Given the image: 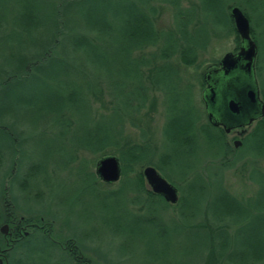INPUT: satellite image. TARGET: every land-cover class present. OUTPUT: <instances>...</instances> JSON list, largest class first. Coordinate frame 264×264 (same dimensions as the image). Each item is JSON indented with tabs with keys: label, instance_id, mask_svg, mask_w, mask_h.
Returning a JSON list of instances; mask_svg holds the SVG:
<instances>
[{
	"label": "rangeland",
	"instance_id": "rangeland-1",
	"mask_svg": "<svg viewBox=\"0 0 264 264\" xmlns=\"http://www.w3.org/2000/svg\"><path fill=\"white\" fill-rule=\"evenodd\" d=\"M137 1L35 0L34 2V0H0V20L3 18L8 23L14 20L16 24H20L26 11H31L34 19H45L44 24H46L45 14L51 16L53 11L57 15L56 9L49 8L51 5V8L62 6L61 11L58 12L65 16L69 26L72 23L82 24L81 17L88 25L92 23V13L100 14L105 9L110 13L121 11L117 27L122 30L124 29L122 27L123 20L138 12L130 9L129 3L134 2L135 4ZM35 3L40 6L37 13L30 8L31 5L33 8ZM125 8L128 11H125ZM192 12L196 13L200 20V27L204 28L205 15L207 14H204V11ZM246 12L253 18L248 24L256 33L257 54L254 61V78L259 99L264 103V11H255L254 15L250 11ZM217 13L220 14L222 11H210L208 14ZM193 19L195 20V17ZM159 20V25L166 27L173 25L170 11H162ZM206 26L210 27L207 23ZM0 37V79H2L7 75L20 74L23 63L33 61L34 57L39 55L40 47L34 46L42 43L43 33L34 31L31 38H26L24 33L9 26L5 30L0 27ZM238 41L239 38L235 42L234 35H226L221 32L210 44L203 59L218 61L225 53H235L238 49ZM119 42L126 44L114 36L111 40L101 39V41H97V44L99 47L110 45L111 51L107 49L101 58L114 63L115 73L116 71L124 73L127 71V67H117V63L122 60L115 57L117 53L115 48L119 47ZM17 46L20 47L17 49ZM62 46L71 49V44L68 41H64ZM76 56L75 65L87 62L85 66L82 64L84 68L79 67L85 75L84 81H88L91 86L97 82L110 83L109 79L113 82L116 81L115 75L111 78L103 77L95 72L88 65V63L90 64L89 59L83 57L82 54L79 53ZM39 63L40 71L38 72L43 71L41 74L31 73L30 76L17 81L12 80L5 86L4 90L8 89L9 94L16 97L19 102L17 118L13 122L10 119V122L7 116L0 112V149L7 145L17 151L10 163L13 170L10 172L12 178L9 181L11 193L8 194L13 199L20 219L28 216L38 222L37 227L40 226L36 233L37 238L32 240L37 249H33V255L36 254L37 257L45 259V256L52 253L50 260L63 257L64 261L71 262V264L74 263V258L69 257L66 250L74 254L78 251L81 260L84 258L83 255H86L91 264H246L234 258L231 253L241 251L247 244L254 245L255 240L258 243L261 236L264 235V156L255 158L259 171L252 174L253 180H255L253 184L248 179L249 169L245 164L252 160L250 157L243 156L229 166H220L219 153L212 151L211 148L206 149L201 141V143H197L199 148L193 151L196 160L193 157H190V160L187 159L193 165V169L184 171L188 174L186 180H192L191 184L183 185V183L177 182L178 178H171L178 187L182 186L184 189L182 194L186 200L183 201L179 209L174 210L175 207L169 204H166L168 207L164 208L161 204L153 203L158 204L153 205L145 201H140L137 207H134L128 203V194L125 190L117 189L111 193V190L117 188V182L101 187L95 186L94 183L86 185L82 183L84 179L89 182V174H93L94 168L91 166V156H81L73 150L77 139H82L84 132V126L76 119L73 121L77 129L75 130L73 127L66 131L62 137L61 128L42 127L43 123H40L38 127L41 128L32 131L25 122H20L22 116L28 119L35 115L40 117L31 111L36 107L30 106V100L44 103L45 100L53 96L54 92L60 93L59 90L54 89L55 85L50 81L51 77L45 73L52 65L58 63L46 60ZM199 71L200 69L194 70L193 67H189L184 70L183 75L189 79L186 80L192 83V98L195 108L203 115V120L199 122L202 124L206 122L200 100L204 83L201 74V86H199L197 81ZM59 80L82 86L81 76L75 77L72 74L70 77L59 78ZM100 87L103 90L104 106H110L108 103L113 102L114 99L109 97V91L104 85ZM133 88L129 86L126 88L128 95ZM118 90L120 87L116 86L115 92L117 93ZM183 90L181 89V91ZM154 96L156 106L148 123V133L159 145L160 130L164 123V111L161 106V95L156 93ZM178 97L179 95L177 99ZM174 99L173 95H169V101H174ZM24 102L26 103L24 104ZM75 104L80 105L78 102ZM9 105L15 107L6 100V97L0 100V109L8 108ZM80 108L82 109V105ZM92 108L100 109L98 103H92ZM174 114L176 115V113ZM255 122L249 127L242 128V138H238L234 132L224 134V142L231 150L229 155L231 159L235 154L236 157H239L242 153L238 151L240 146L233 147L232 141H241L242 144L243 138L251 132ZM136 134V131L132 129L129 135L135 139ZM160 151L163 149L161 148ZM8 154L9 151L0 162V182L2 176L4 177L8 171L11 158ZM74 157H76V161H74ZM156 159L154 160L156 161ZM31 163L38 166L35 177H29L28 169ZM178 174V171H173L171 176ZM195 176H200L202 179ZM5 180H8V174ZM143 183L145 190L149 191L144 180ZM218 184L222 186L219 188ZM6 185L8 184L6 183ZM190 190L191 192H189ZM180 193L177 188V198L180 197ZM228 194L235 198L236 202L230 201L227 197ZM213 213L220 215V220L227 227L218 237L212 233L214 227L218 226ZM194 224L203 225V228H196L193 226ZM28 230L29 228H26L22 231L28 233ZM8 234L9 236L5 235L3 238L10 237V228ZM220 237L225 239L227 248L218 240ZM45 240L55 248L49 250L46 247L47 243H44ZM6 244L7 246L0 251L1 264H3L1 252L7 250L10 243L6 242ZM71 244L76 248V251L69 248ZM17 252L19 254L16 253L14 260L29 264L31 256L29 249H25L23 253ZM46 260L47 258L45 264H47Z\"/></svg>",
	"mask_w": 264,
	"mask_h": 264
},
{
	"label": "trees",
	"instance_id": "trees-1",
	"mask_svg": "<svg viewBox=\"0 0 264 264\" xmlns=\"http://www.w3.org/2000/svg\"><path fill=\"white\" fill-rule=\"evenodd\" d=\"M129 5H131L130 9L138 12L123 20L122 27L124 29L122 30L117 27L121 11L110 13L105 9L100 14L92 13V23L88 25L81 17L82 24L72 23L69 26L65 16L58 12L61 11L62 6L51 8V5L49 8L51 10L56 9L57 15L53 11L51 16L45 14L46 24H44L45 19H34L31 11H26L20 24H16L14 20L8 23L1 18L0 27L3 30L11 26L24 33L26 38H31L34 31L36 33L41 32L43 33V40L42 43L34 46L40 47L39 55L34 57L33 61L24 62L20 74L7 75L0 79V100L6 97V100L16 107L9 105L8 108H1L0 112L12 122L18 116L19 102L16 97L9 94L8 89L4 90L8 82L23 79L30 76L31 73L40 71L39 62L45 60L57 62L58 64L52 65L45 73L51 77L50 81L56 86L54 89L59 90L60 93L54 92L53 96L45 100L44 103L30 100V106L36 107L31 111L40 117L35 115L28 119L22 116L20 122H25L32 131L41 128L38 127L40 123H43L42 127L61 128L62 137L66 131L73 127V129H77L74 125L76 119L78 123L84 126V132L82 139H77L74 152L81 156H91L93 168L99 159L114 156L119 163L120 178L117 181V188L111 190V193L117 189L125 190L130 205L137 207L140 201H145L150 204H161L164 208L168 207L160 196L144 188L141 171L144 167L151 166L176 191L177 188L180 190V197H178L176 204L172 205L175 207L174 210L179 209L183 201L186 200L182 194L184 189L182 186L178 187L171 178H178L177 182L183 183V185L191 184L192 180H186L188 174L184 171L193 169V165L187 159L193 157L196 160L193 151L199 148L197 143H201V141L206 149L211 148L212 151L219 153L220 166H229L243 156L250 157L252 160L245 164L249 169L248 179L254 184L255 180H253L252 174L259 171V167H256L255 158L264 156V117L257 119L251 132L243 138L238 149L242 152L241 155L236 157L235 154L231 159L229 156L231 150L224 142V132L219 128L212 127L208 121L199 124L203 120V115L194 106L192 83L183 74L184 70L189 67H193L194 70L200 69L197 81L201 86V74L217 64L216 60L207 61L203 59L210 44L221 32L226 35H234L235 42L238 38L229 16V9L237 7L250 22L253 18L246 11H250L253 15L255 11H264V0H138L135 4L130 2ZM30 8L37 13L40 6L35 3L33 8L32 5ZM127 8L125 11H128ZM162 11L171 12L173 22L171 27L159 25V16ZM192 11H204L203 13L207 14L205 15L204 28L200 27V20ZM210 11H222V13L208 14ZM207 20L209 21L207 22ZM206 23L210 27H207ZM113 36L119 41L126 42V44L119 42V47L115 48L117 52L115 57L122 60L117 63V67H127V71L124 73L118 71L115 73L113 70L114 63L101 58L107 49L111 51V47L110 45L99 47L97 41H101V39L111 40ZM249 36L256 46V33L250 24ZM64 41L71 44L70 50L62 46ZM19 47L17 46V49ZM79 53L89 59L90 64L88 63V65L95 72L103 77L111 78L115 75L116 81L113 82L109 79L110 83L97 82L92 86L88 81H84L85 75L81 68H84L83 65L85 66L87 62H83V65L79 63L78 66L74 62ZM205 63L207 64L203 67ZM42 72L38 73L41 74ZM72 74L75 77L81 76V87L59 80V78L70 77ZM101 85L108 89L109 97L114 99L113 102L108 103L110 106H104ZM116 86L120 87L117 93L115 92ZM128 86L134 87L129 92L130 95L126 92ZM181 89L184 90L181 91ZM156 93L161 95V106L164 111V123L160 130L159 145L148 133V123L156 106L154 96ZM169 95L175 97L174 101L168 100ZM77 102L82 105V109L80 105L75 104ZM92 103H98L100 109L92 108ZM40 120L41 122H39ZM132 129L137 133L135 139L129 135ZM161 148L163 151H160ZM7 151H9L8 156L11 158L8 171L5 175L3 174L4 177L2 176L0 182V225L7 224L11 235L5 238L0 235V251L7 246L6 242L10 243L7 250L1 252L3 264H24L20 260H14V257L16 253L19 254L17 251L23 253L25 249H29V255H31L29 264H45L46 258L47 264H71V262L64 261L63 257L50 260L52 253L45 256V259L37 257L36 254L33 255V249H37L32 240L37 238L36 233L40 226L37 227L38 222L28 216L20 219L13 199L8 194L11 193L9 181L12 178L10 172L13 170L10 163L17 151L12 146L10 148L7 145L3 146L0 149V162L4 156H7ZM245 152L247 154H244ZM155 158H157L156 161ZM74 161H76V157H74ZM37 169L38 166L31 163L28 169L29 177H35ZM42 169L44 170V168ZM173 171H178L179 174L171 176ZM7 174L8 180L6 181ZM195 177L202 179L200 176ZM82 183L84 185L94 183L95 186L100 187L108 186L98 180L94 171L93 174H89V182L84 179ZM220 186L222 185L218 184L219 188ZM227 197L230 201L236 202V199L229 194ZM212 215L216 217L218 226L211 230L218 237L227 227L220 220V215L216 213ZM193 226L203 228V225L194 224ZM26 228L29 230L24 235L22 230ZM218 240L227 248L224 238L220 237ZM44 243H47L46 247L49 250L55 248L49 245L50 243L46 240ZM72 246L73 244L68 247L76 251V248ZM243 249L231 254L246 264L252 262L264 264V235L261 236L258 243L255 240L254 245L247 244ZM66 252L70 255L69 257L74 258L73 264H91L86 255H83L84 258L81 260L78 251L75 254L67 250Z\"/></svg>",
	"mask_w": 264,
	"mask_h": 264
},
{
	"label": "water",
	"instance_id": "water-1",
	"mask_svg": "<svg viewBox=\"0 0 264 264\" xmlns=\"http://www.w3.org/2000/svg\"><path fill=\"white\" fill-rule=\"evenodd\" d=\"M229 16L239 38L238 49L235 53H225L219 59L217 69L210 70L204 76L206 81L209 77L220 80L218 98L210 85L201 93V99L207 106L208 123L212 127L220 125L224 133L232 128L248 127L264 115V104L259 99L254 78L256 46L249 36L248 21L237 7L229 9ZM215 99L218 100L219 111L217 108L214 110ZM239 144V141H234L233 147L237 148ZM94 174L103 184L116 183L120 178L118 160L114 156L99 159L94 164ZM141 175L151 193L160 196L165 203L176 204L175 188L161 178L153 167H144ZM8 230L7 224L0 225V235L9 236Z\"/></svg>",
	"mask_w": 264,
	"mask_h": 264
},
{
	"label": "flooded vegetation",
	"instance_id": "flooded-vegetation-1",
	"mask_svg": "<svg viewBox=\"0 0 264 264\" xmlns=\"http://www.w3.org/2000/svg\"><path fill=\"white\" fill-rule=\"evenodd\" d=\"M217 66H218V61H217V64H216V66L215 67H213V68H211V69H209V70H207V71H205V73H203L202 74V81H203V83H204V88H203V90L206 88V86H212V89H213V93H214V96H215V91L217 92L218 91V89L220 88V80H218V79H216L215 77H209V79H208V81H206L207 79L206 78H204V76L210 71V70H212V69H217ZM206 79V80H205ZM202 90V91H203ZM202 91H201V93H202ZM220 91L221 90H219V93H220ZM217 98H218V92H217ZM200 100H201V102H202V105H203V111H204V115H205V118L207 119V111H206V109H207V106H206V104L204 103V101H202V99H201V97H200ZM214 106H215V109L214 110H216V108L218 109V111H219V108H218V100L217 99H215V103H214ZM252 114H254V112L252 113ZM208 121V120H207ZM216 121L217 122H219L220 120H218V119H216ZM209 122V121H208ZM210 124V123H209ZM210 125H212V124H210ZM214 128H220V129H222L221 128V126L220 125H217V126H214ZM242 128L243 127H240V128H232V129H229L228 130V132L227 133H224V134H231V133H235L236 134V136H238V138H242V136H241V134H242ZM244 129V128H243ZM239 140V139H238ZM233 142H234V140L232 141V145H233ZM240 144H239V146H241V141L239 142ZM238 146V147H239ZM160 175V174H159ZM165 180V179H164ZM166 181V180H165ZM167 182V181H166Z\"/></svg>",
	"mask_w": 264,
	"mask_h": 264
}]
</instances>
